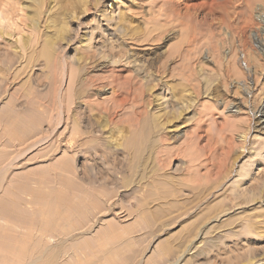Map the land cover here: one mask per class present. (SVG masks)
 <instances>
[{
  "label": "rangeland",
  "instance_id": "1",
  "mask_svg": "<svg viewBox=\"0 0 264 264\" xmlns=\"http://www.w3.org/2000/svg\"><path fill=\"white\" fill-rule=\"evenodd\" d=\"M174 1L177 0H0V194L4 188H10L11 194L13 193L10 199L13 202H27V209L31 212L27 210L28 218L47 220L49 217L53 218L54 211L57 210L56 214L60 213L65 219L59 221L56 218L58 221L54 228L57 231L67 220H72L69 223L74 226V230L71 228L67 231V244L76 245L78 258L84 257L81 250L91 252L94 264H236V253L245 256L250 255L249 252L252 256L248 258L253 264H264V196L261 195L264 181V118L260 122L255 120L244 144H241L240 139L242 130L234 131L235 145L230 156L237 158V163L229 178L218 188L211 186L226 162L230 147L224 127L240 124L246 128L247 110H250L251 115H255L257 111L252 106L247 108L250 104L247 105L246 101L252 95L254 97L258 94L261 108L264 107V72L260 77L261 91H256L252 79L253 68L247 67L243 54L239 52L236 61L246 71L247 82H230L223 88L218 83V68L213 66L207 47L200 52V46L210 41L228 43L231 40V36L228 38L229 32L224 25L219 24L221 19L218 17L202 22L203 16L197 13L194 19L186 16L187 18L176 20L169 14L176 8ZM160 8L168 12V20L155 18L153 13ZM263 17L255 12L252 18L255 21L253 25L249 24L246 34L259 57L258 63L264 66ZM188 19L192 21L191 26L185 25ZM180 24L185 26L181 27ZM111 35L116 38L111 39ZM190 39L192 47L187 49L192 52L188 59L195 57L191 60V68L197 65L193 68V75H200V60L208 61L204 74L208 82L202 83V96L197 97L192 88L186 93V100L191 103L190 108L184 118L177 122L180 127L175 132L168 133L169 143L162 149L163 152L170 150L171 153L179 154L166 172L172 176L176 168L184 169L186 165L182 160L183 155L192 153L194 157L207 156L209 149L214 150L209 160L215 167L208 165L209 171L202 169V185L198 183L188 189L184 188L187 190H182L183 192H177L178 199L171 195L142 210V194H138L136 200L131 199L137 193L136 185L117 188L108 185L104 188L109 191L108 197L114 198L113 201L108 204L100 203V208L96 211L89 209L83 165L85 158L70 160L73 153H69L70 158L67 159L65 154V148L69 144L79 145L85 139L76 137L71 113L68 122L56 125L58 101L62 98L65 106L70 100L71 107L75 109L83 102L90 106L89 101L95 100L99 108L93 113L104 128L105 136L121 146L116 151L122 156L123 144L129 133L126 123L119 120L129 112L126 108L130 106L128 103L133 94L139 89L146 91L144 87L149 78L152 83H161V95L169 99L170 93L165 92L163 83L177 84L178 71L182 66V60H174L170 51L177 46L186 50L185 43ZM110 40H115V45L114 50L108 52L106 43ZM116 51L120 54H116ZM223 51L228 54V45ZM119 59L122 64L118 63ZM108 79L114 81V87L117 85L114 89L120 100L115 106L117 116L113 120L109 117L111 109H101L113 105L110 100L112 87L108 84ZM138 80L141 81L139 89L135 84ZM206 86L216 89V94L206 98ZM147 95L148 92H145L144 97ZM37 100L53 106L54 118L49 122L47 119L51 111H42L38 114V124L30 123L31 126L22 118L29 116V108L37 104ZM122 100L125 104H122L123 108L118 107ZM185 105L187 104L184 103ZM205 106L213 110L211 118L202 115ZM14 117L16 119L8 124V119ZM151 119L149 117L148 121ZM155 122L160 123V120L155 119ZM68 141L73 142L67 146ZM64 157L69 171L58 168ZM241 167L250 170L252 184L256 183L255 179L258 180L255 201L221 214L217 207L225 202L228 190L234 188L237 181L235 174ZM140 174L147 177L142 178L139 185L150 186L149 177L154 173L147 171ZM178 174H175V179L181 185V181L188 182L185 175ZM118 176L127 177V174L122 172ZM207 177L210 179L204 182ZM34 191L40 194L33 196ZM112 193L115 194L112 196ZM230 217L236 221L232 225L234 233L222 228ZM152 228L156 230L155 233ZM192 229L196 232L188 237ZM105 230L107 234L98 238ZM24 239H27L25 244L32 247L34 241H38L35 237ZM24 239L19 240L25 241ZM185 239L190 244L187 242L184 246H189L177 249V245ZM46 241L43 247L49 250L50 247L58 248L60 243L56 237H53V242L48 239ZM173 245L177 251L173 250ZM229 246L235 247V252H231ZM169 248L176 252H171ZM166 249L173 255L164 256L167 255L164 254ZM100 250L101 257L97 253ZM45 252L46 250L41 249L38 253L36 249L35 254L32 252L34 256H27L31 261ZM69 254H61L60 264L70 258ZM10 256L0 254V264H6ZM23 256L25 259L22 257V261L11 256L16 261L12 259L14 262L9 263H25L27 257L25 254ZM177 256L179 259L176 261ZM2 261L4 262L1 263Z\"/></svg>",
  "mask_w": 264,
  "mask_h": 264
},
{
  "label": "bare ground",
  "instance_id": "2",
  "mask_svg": "<svg viewBox=\"0 0 264 264\" xmlns=\"http://www.w3.org/2000/svg\"><path fill=\"white\" fill-rule=\"evenodd\" d=\"M174 5L176 7L174 8L175 10L173 11L171 10L169 14L171 13L176 20H178L179 18H184L186 16L189 17V19H191V17L194 19L197 13H200V15L203 16L201 20L202 22L203 21L206 22L210 20L209 18L211 19L220 18L221 20L219 24L224 25L223 27L229 32L228 38L231 36L230 37L231 40H229L228 43L207 41L208 43L200 46V52L202 50L204 51L206 49L205 47H207L206 50L208 51V54L212 58V64H214L213 66H216L218 68L217 71L220 78L218 83L223 88H225V86L227 87V85L230 82H234V83H236L237 81H238L237 83H240V81L244 83L247 82L248 78L246 71L240 65H238L236 61L237 60L236 55L239 54L240 52L243 54L244 62L246 63L247 67L252 66L253 68L252 79L254 80L253 86L255 87V90L261 91L262 80L260 77L264 72V66L263 64L258 63L259 57L255 54V48L252 46L251 43L252 41L249 40V37L247 36L246 33L249 28L248 27L249 24L253 25L254 23L253 21H255L252 20L255 12H258L259 14L264 16V0H177L174 1ZM169 14L167 11H165L162 8L157 10V12L153 13L155 18L156 17L163 18L164 20H168ZM189 19L185 23V25L187 24L186 26L189 25L191 26L192 21H189ZM240 19L243 21H241ZM108 20L110 21L111 18ZM180 25L181 27L185 26V25L183 26V24ZM115 38L116 36L111 35V39H115ZM114 43L115 40L114 41L110 40V42L106 43V48L108 52L114 50L113 49V46L115 45ZM185 44H186L185 47L186 50H184L182 46H181L182 48L180 46H177L170 51L171 52L170 56H173L174 60L176 58L182 60L181 61L182 66L180 67V71H178L179 75L177 76L179 77L178 78L179 82L177 84L168 85L166 82L163 83V89L165 90V92L170 93L169 99H167L168 97L166 98L165 95L164 96L161 95V86H160L161 83L158 82L152 83V81L149 78H147L148 81L146 87H144L146 88L145 91L139 89L141 87L140 80L135 82V84L139 86L138 87L139 91H137L138 94L137 93L133 94V98L132 99L130 98L131 102L130 103L127 102L128 105L130 106L127 107L126 109L129 112L125 115L123 114L122 119L119 120L120 122L124 121L126 123L125 127H127L129 133L128 139L123 144L122 156L116 151L117 150L116 148L121 146L119 144L116 145L113 141H111L108 137L105 136L104 128L100 126L98 120L96 119L97 118L96 115L93 113L98 111L99 108L95 100L89 101V103L91 102L90 106H88L86 103L83 104L84 103L83 102L82 103L83 105L81 104L79 105V107L75 106L76 107L75 109L71 107L70 100L67 101V105L65 106L63 104L64 101L62 100V98L58 101V106H57L58 113L56 114V120H57L56 125L63 124L64 121L68 122L70 120L69 114L71 113L72 114L71 118L74 119L73 130L75 135H77L76 137L79 138L84 137L85 139L79 145H76V143L75 145L69 144L73 141L70 142L68 141L67 146L68 144L69 146L65 148V154L67 156L66 159L71 157L70 160L74 158H82V157L85 158L83 159V165L85 167L84 172L86 173L85 175V181H86L85 184L87 191L86 199H88L87 201L89 202L88 203L89 209L91 210L93 209L96 211L97 209L100 208L99 206L100 203L108 204L110 201L111 202L113 201L112 199L114 198L108 197L109 191L107 192L106 189L104 188L107 187L108 185L114 186L115 188L120 186L128 187L129 185L132 184L136 185L135 189L137 190V193L131 199L136 200L137 195L142 194L140 197V200L142 201L140 203L142 210L145 209V207L148 208L154 202L158 203L163 199H167V197L171 195L175 199H178V195H176L177 192L179 191L183 192L182 190H187L192 185H196L198 183H200V186L202 185L203 181L200 176L201 174L200 172L202 169L209 171L207 169L208 165L210 167H215L209 160L214 150L209 149L210 152L207 156L197 155V157H194L192 153L183 155L182 160L184 159V164L186 165L184 169L176 168V171L172 176L169 175L170 173L166 172L167 168L170 169V166L172 165V161L175 160V158L179 157V154L171 153L170 150L168 152H163L162 149L163 146L169 143L168 133L175 132L177 128L180 127V124H178L177 122L180 121L182 118H184V116L187 114L188 109L190 108L191 103L189 102V100L188 101L186 100L187 97L186 93L188 90H191L192 88L193 92L197 97L202 96L203 95L201 94L203 89L202 83L208 82V79L204 77L205 76L204 74L206 73L205 66L206 64H209L208 61L200 60V67H199L200 75H193L194 73L193 68L194 66L196 67L197 65H194L193 68H191L190 66L192 62L191 60L194 59L195 57L192 59H188V56L192 51L187 49L189 47H192V40L191 41L187 40ZM227 45L229 47V51L228 54H225L223 49L226 48ZM116 54H120V52L118 51ZM175 54H177V57L175 56ZM108 59L110 58L108 57ZM112 63H115V61ZM118 63L122 64L121 59H119ZM189 66L190 69L188 68ZM123 68L124 67H122V69ZM63 75L65 74L63 73ZM108 82H109L108 84L111 85L112 87L111 88L112 97L110 100L113 102V105L108 108L101 107V109L103 111L105 110L108 111L111 109V114L109 115V117L111 120H113L117 116L116 115L117 111L115 109V106L120 102V100L116 96L117 91L115 89L117 85L114 87V81L112 80H109ZM132 84L133 83H131V85ZM213 88H215V86ZM143 91L148 92L146 98L144 97L145 92ZM204 91L206 98H209L210 95L216 94L217 92L216 89H211L210 86H206ZM252 96L248 98L246 104L247 105L248 103L250 104L248 105L247 108H249V106H252V108L254 109L257 108L256 109L257 111L255 113V115L258 114L257 117L254 118L255 115H251L250 110L248 109L246 128L242 127L240 124L238 125L233 124L231 126L224 127V133L228 139L230 147L228 150V154L226 155V162L222 165V170L216 175L213 181L214 183H212L211 185L212 188L214 189L218 188L225 179L229 178V176L233 172L234 166L237 163V158H233L230 156L232 148L235 145L233 138L234 131L242 130L240 139H241V144H244L248 136L247 134L252 129L255 120L257 122L258 121L260 122L264 118V111H263L264 107L261 108L262 106L261 98L259 97L258 94L254 97ZM35 103L37 104H34L32 107L29 108L30 109L28 113L29 116L27 117L25 116L26 118L23 117L22 120L26 123L28 122L29 124L30 123L38 124L39 121L38 114L46 110V112L51 111L50 115H48L49 113L47 114L49 118L47 120H49L50 122L54 118L53 106H49L48 104L47 105L42 104L43 102L40 100H37ZM108 103L105 104L107 105ZM184 103H186L187 105L184 106ZM122 104H124L123 100L118 107L123 108ZM208 106H205L203 108L202 115L204 117L206 116L208 118H211L214 113L213 110L211 111V108ZM82 108L84 109L82 110ZM149 117L152 118L150 121H148ZM14 119H16V117H14L13 119H8V124L12 122ZM155 119L160 120V123L156 124ZM200 120H201V116H200ZM23 121L20 122L24 123ZM46 139H48V137ZM73 140L74 142H76L75 141L76 139ZM208 147L210 146L208 145ZM69 153H73L72 156L70 155L69 157ZM66 162L67 161H65V157H64V160H62L61 163L59 162L60 164L58 165V168L60 169L63 168L65 169V171L66 170L69 171L70 168L65 166ZM246 169L245 167H241L239 171L235 174L237 181L234 184V188L228 190V193L224 197L225 202L222 205H218L217 207V210L221 214H225L228 210H231L234 207H240V206L244 207L249 203L255 201L254 194L257 192L259 188L258 180L255 179L256 183L252 184L250 182L251 179L250 170L248 169L246 170ZM147 171L154 173L152 177H149L151 178L150 186L149 185L140 186L139 181L141 182L142 178L147 177L145 175H141L140 173ZM122 172L127 174V177L125 176L119 177L118 175L121 174ZM178 173H182L181 175H185L186 179H188V182L185 179L187 183L181 181L183 184L181 185L180 181L175 179V174L179 175ZM208 179H210V177H207L204 182H207ZM186 187L187 189H184ZM261 190H262L261 195L264 196V181L262 182ZM12 194L10 192V188H4L0 194V254L2 255L7 254V256L11 255L19 261L21 259L22 260L25 259L23 256L24 254L28 259L29 257L27 255H31L32 252L33 254H35L34 251L36 249L38 250V253L41 249L42 250L44 249L46 250V252L44 254L41 253L42 255L38 256L37 259L34 258L35 260L32 259L31 261L29 259H28L29 261H27L26 259L28 263L26 261L25 263H21V262L20 263L21 264H26V263L27 264H57V262H59L60 264L59 259L62 257L61 254L70 253L69 254L70 258L61 264H94V261L91 260L92 257L91 252L81 250V253L83 254L84 257L78 258L79 253L77 252L78 250L76 249V245L74 246L72 244L69 245L67 244L68 234L66 233H68L67 231L68 230L70 231L71 228L73 229L74 227L72 226V224L69 223V222L72 223V220L71 221L67 220L66 224L65 223L62 224L59 228V231H57L54 228V225L58 221L57 219H59V221L65 220L62 216H60V213H58L59 215L56 214L57 210L54 211L55 215L53 218L49 217V219L47 218V220H45L46 218H43L44 221L42 219L40 220V219L28 218L29 216L27 214L29 210L27 209V205L29 204L27 202L25 204H22L18 201L13 202L12 199H10ZM39 194L40 193H38V191H34L32 195L37 196ZM113 194L115 193H112L111 195L113 196ZM235 222H236L235 219L233 217H230L227 223L222 228H226L224 229V231L226 232L234 233L235 231L233 230L232 225ZM152 229L154 230V228ZM247 229H245V231H247ZM155 232L156 230H154V233ZM195 232H196L195 229L189 231L188 237H192L195 234ZM106 234L107 231L105 230L98 236V238L105 236ZM24 237H30V238L35 237V239H37L38 241H34L32 247L29 246L28 243L25 244L27 239L25 240ZM53 237H56L57 240H59L60 242L58 248L50 247L51 250H49V248L45 249L43 245L45 242H47L46 239H48L50 242V240L51 241L53 240ZM19 239H24L25 241H21ZM187 242L189 243L190 241L185 239L184 242L179 243L176 248L180 250ZM84 243L85 242H83V244ZM189 244L184 246V249H186L189 246ZM235 247H230L229 250L231 252H235L234 249ZM172 248L173 250L177 251L174 245ZM172 248L171 249L169 248V250L173 253L176 252L173 251ZM169 250L166 249V252L164 254L167 255L164 256L168 257L171 256V254L173 255V253H170ZM230 251L227 252L230 253ZM97 253H99L100 255L102 253V250L98 251ZM249 254L250 255L244 256V254L236 253L234 256L235 263L253 264L251 259L248 258L252 256V253L249 252ZM36 255L38 254L36 253ZM11 256L8 257L7 262L5 261L6 259H3L6 262V264L7 263L10 264L9 262L11 263L14 262L15 259L13 257L11 258ZM101 256L102 255H100V257ZM18 257L21 258L18 259ZM178 259L179 256L176 257V261ZM4 261H2L1 263H3ZM162 261L163 260H161V262ZM176 261L174 262L176 263ZM97 264H107V262H103V263L99 262Z\"/></svg>",
  "mask_w": 264,
  "mask_h": 264
}]
</instances>
